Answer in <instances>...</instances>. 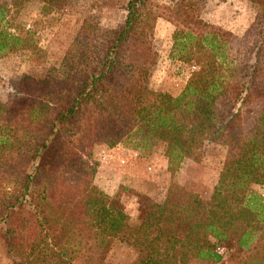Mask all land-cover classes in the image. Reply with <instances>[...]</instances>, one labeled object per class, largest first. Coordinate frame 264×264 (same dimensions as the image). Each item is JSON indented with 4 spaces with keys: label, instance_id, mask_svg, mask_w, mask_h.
<instances>
[{
    "label": "trees",
    "instance_id": "obj_1",
    "mask_svg": "<svg viewBox=\"0 0 264 264\" xmlns=\"http://www.w3.org/2000/svg\"><path fill=\"white\" fill-rule=\"evenodd\" d=\"M251 1L259 8V29L244 59L230 32L206 24L176 30V58L197 68L178 96L147 83L156 56L148 0L129 1L124 25L103 33L101 48L75 45L60 68L29 79L26 119L0 123V166L22 157L11 141L21 143L18 134L26 133L32 170L22 190L0 203V221L30 257L48 264H108L118 240L140 254L136 264H218L224 256L217 249L233 241L228 250L242 257L232 263L264 264V196L250 191L264 188V0ZM22 3L13 1L17 8ZM6 13L0 3V59L23 42L3 25ZM97 140L145 152L160 146L171 172L188 158L199 160L208 145L226 146L233 156L208 201L174 186L163 204L143 206L132 226L119 198L95 193L98 168L77 143L89 149ZM48 150L53 158L47 168L37 166ZM25 206L28 218L13 224Z\"/></svg>",
    "mask_w": 264,
    "mask_h": 264
},
{
    "label": "rangeland",
    "instance_id": "obj_2",
    "mask_svg": "<svg viewBox=\"0 0 264 264\" xmlns=\"http://www.w3.org/2000/svg\"><path fill=\"white\" fill-rule=\"evenodd\" d=\"M13 1L0 0L7 12L3 25L23 39L21 45L0 59V114L3 116L0 123L9 121L12 125L22 118L26 119L27 115H23L28 110L29 79L40 80L51 68H60L75 45L81 51L96 46L101 48L105 42L103 33L117 31L124 25L130 0H22L18 8L14 7ZM258 10V5L251 0H148L145 11L151 15L153 26L149 41L156 54L147 78L148 86L154 91L178 96L197 70L191 61L184 62L174 54V33L184 24L195 30L206 24L232 33L236 37L234 50L238 51L240 60L244 59V50L256 45ZM231 54V58L236 56L234 51ZM253 62H256L255 58L251 59ZM262 74L264 71L259 75ZM23 126L28 129V120L23 122ZM18 136L22 138L21 143L13 138L11 144L25 153L8 168L0 166L1 204L10 195L22 190L23 179L32 170V167L28 168V134L19 133ZM77 147L98 168L93 183L95 193L119 198L132 226L139 224L143 206L163 204L174 186L208 201L221 172L233 156L226 146L208 145L199 160L188 158L176 172H171L160 146L145 152L126 144L109 148L97 140L89 149L82 141L77 143ZM52 158L53 152L48 150L36 165L47 168ZM250 191L264 196L261 186H251ZM21 218H28V206L11 219L12 223L16 224ZM7 228L0 221V264H48L30 257L26 244L10 236ZM233 245L235 243L231 241L219 247L226 257L225 264L242 257L232 249L228 250ZM139 259L140 254L133 247L116 240L106 262L136 264ZM194 261L200 260L193 259L188 264H196ZM203 262L200 264H210Z\"/></svg>",
    "mask_w": 264,
    "mask_h": 264
},
{
    "label": "crops",
    "instance_id": "obj_3",
    "mask_svg": "<svg viewBox=\"0 0 264 264\" xmlns=\"http://www.w3.org/2000/svg\"><path fill=\"white\" fill-rule=\"evenodd\" d=\"M220 254H222V253H220ZM223 255V254H222ZM224 256V255H223ZM194 263H196V264H200V263H204L203 261H199V262H197V261H194ZM225 263H227V260H226V257L224 256V259H223V261L221 262V263H218V264H225ZM190 264H193V262L192 263H190ZM209 264V263H208ZM211 264V263H210Z\"/></svg>",
    "mask_w": 264,
    "mask_h": 264
},
{
    "label": "built area",
    "instance_id": "obj_4",
    "mask_svg": "<svg viewBox=\"0 0 264 264\" xmlns=\"http://www.w3.org/2000/svg\"><path fill=\"white\" fill-rule=\"evenodd\" d=\"M218 252H219V253H222V250H221V248H218Z\"/></svg>",
    "mask_w": 264,
    "mask_h": 264
}]
</instances>
